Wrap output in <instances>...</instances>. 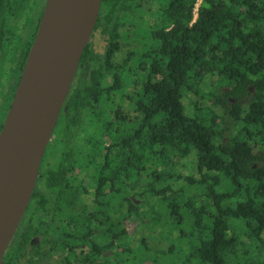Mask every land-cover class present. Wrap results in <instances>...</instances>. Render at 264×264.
I'll return each mask as SVG.
<instances>
[{"label": "trees", "instance_id": "1", "mask_svg": "<svg viewBox=\"0 0 264 264\" xmlns=\"http://www.w3.org/2000/svg\"><path fill=\"white\" fill-rule=\"evenodd\" d=\"M55 243L67 263L264 264V0H103L4 262Z\"/></svg>", "mask_w": 264, "mask_h": 264}, {"label": "water", "instance_id": "2", "mask_svg": "<svg viewBox=\"0 0 264 264\" xmlns=\"http://www.w3.org/2000/svg\"><path fill=\"white\" fill-rule=\"evenodd\" d=\"M102 3L47 0L0 130V264H5L4 256L33 195L44 154L92 39Z\"/></svg>", "mask_w": 264, "mask_h": 264}, {"label": "flooded vegetation", "instance_id": "3", "mask_svg": "<svg viewBox=\"0 0 264 264\" xmlns=\"http://www.w3.org/2000/svg\"><path fill=\"white\" fill-rule=\"evenodd\" d=\"M46 5L47 0H0V130L4 115L6 116L13 101ZM57 243L51 255L48 251L39 255L38 264H61ZM84 248L85 246L81 247L82 250ZM86 252L85 249V260L89 255ZM80 257L78 263L81 262Z\"/></svg>", "mask_w": 264, "mask_h": 264}, {"label": "rangeland", "instance_id": "4", "mask_svg": "<svg viewBox=\"0 0 264 264\" xmlns=\"http://www.w3.org/2000/svg\"><path fill=\"white\" fill-rule=\"evenodd\" d=\"M95 47L99 50V51H102V44H100V42H98V40L95 41ZM130 47L127 46V45H123L122 47V50L121 52H119L117 54V60H121L125 55H126V51L129 49ZM4 118H5V115H4ZM4 118H3V121H4ZM0 121H1V116H0ZM2 121V123H3ZM249 170V169H248ZM248 173H250V171H247ZM77 173V170L75 169L74 170V173H71V174H75L76 175ZM77 183L79 182V186H81V188H84V189H89L90 188V185H89V182L88 180L86 179V177H76L74 180L73 179H68L66 180V185L67 186H74V183ZM132 229V227L130 228ZM164 236L167 237V234L166 232L164 233ZM151 242L152 245L156 246L157 245V242L156 241H149V243ZM154 246H153V249H154ZM152 249V251H153ZM80 257V255H79ZM120 259L122 262H125L127 261L128 262V257H124V255L122 256V254L119 255ZM82 258V256L80 257V259ZM61 264H100L97 260H95V258H89L88 260L86 259L85 261H83L81 259V262H77V261H74V262H70V263H65V260H64V256L61 254Z\"/></svg>", "mask_w": 264, "mask_h": 264}]
</instances>
